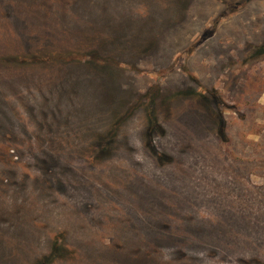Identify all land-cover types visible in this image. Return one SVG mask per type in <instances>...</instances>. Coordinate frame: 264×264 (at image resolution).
<instances>
[{
	"label": "rangeland",
	"instance_id": "1",
	"mask_svg": "<svg viewBox=\"0 0 264 264\" xmlns=\"http://www.w3.org/2000/svg\"><path fill=\"white\" fill-rule=\"evenodd\" d=\"M44 257L264 264V0H0V264Z\"/></svg>",
	"mask_w": 264,
	"mask_h": 264
},
{
	"label": "trees",
	"instance_id": "2",
	"mask_svg": "<svg viewBox=\"0 0 264 264\" xmlns=\"http://www.w3.org/2000/svg\"><path fill=\"white\" fill-rule=\"evenodd\" d=\"M148 127L150 128V130H151V132H153L154 131V128H156L155 126H154V121L149 117L148 118ZM219 132H221L222 133V129L220 128V130H219ZM223 134V133H222ZM58 251H59V249L56 247L55 248V251H53V253H52V255H51V257L53 258L57 253H58ZM51 259H49L48 257H44V258H42L40 261H39V263L38 264H48L49 263V261H50Z\"/></svg>",
	"mask_w": 264,
	"mask_h": 264
}]
</instances>
